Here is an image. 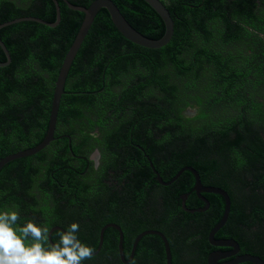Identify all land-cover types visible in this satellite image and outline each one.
I'll return each instance as SVG.
<instances>
[{"label": "trees", "instance_id": "obj_1", "mask_svg": "<svg viewBox=\"0 0 264 264\" xmlns=\"http://www.w3.org/2000/svg\"><path fill=\"white\" fill-rule=\"evenodd\" d=\"M69 1L87 6L92 0ZM113 1L140 33L162 36L164 23L144 0ZM162 1L174 31L166 45L155 49L130 42L105 8L98 11L70 67L68 78L74 79L65 89L72 93L64 96L70 109L63 105L60 117L79 116L81 104L101 100L105 93L119 109L125 102L136 106L130 123L154 127L155 142L148 152L154 153L162 178L170 180L190 165L202 183L225 189L231 200L229 218L215 236L232 237L243 252L264 259V21L256 15L257 9L264 13V0ZM58 2L61 19L55 27L21 21L0 29L11 56V62L0 67V158L36 145L46 133L54 81L83 17ZM24 15L54 21V3L34 0L23 7L15 0H0V22ZM5 59L0 47V61ZM192 106L197 107L193 116L182 113ZM98 113L103 116L105 111ZM123 143L50 142L36 154L6 163L0 169V212L16 210L18 226L32 221L48 230L54 225L67 230L76 222L78 238L94 251L100 228L110 221L119 223L117 206L126 202L123 195L107 194L106 169L89 174L81 156L95 146L112 149ZM143 177L138 176L139 187ZM193 183L194 175L185 170L170 185L154 184L153 212L159 221L167 219L162 228L185 251L181 260L174 256L172 264H207L214 248L207 235L224 210L223 198L215 193L205 194L210 218L182 209L180 195ZM201 204L192 193L185 205ZM138 210L126 216L127 224L120 222L125 244L131 239L128 228L155 222ZM178 214L181 219L176 221ZM177 228L182 233H175ZM61 233H51L54 244ZM150 237L156 235L146 234L140 243ZM117 243L118 231L107 227L99 252L82 264H122ZM155 257L157 264H165L162 248Z\"/></svg>", "mask_w": 264, "mask_h": 264}, {"label": "flooded vegetation", "instance_id": "obj_2", "mask_svg": "<svg viewBox=\"0 0 264 264\" xmlns=\"http://www.w3.org/2000/svg\"><path fill=\"white\" fill-rule=\"evenodd\" d=\"M15 2L18 5H22L23 7H26L34 3V0H15ZM262 11L257 9L256 15L262 21H264V13ZM24 16H33V15H24ZM72 79H74V76L73 78H68L67 75L64 86L65 92L61 97V101L59 105L57 122L54 130V139L51 142H125L122 144V146L120 147L116 146L112 149L100 147V145L95 146L90 152H88L87 156L82 155L81 157L84 158V163H86V168L88 169L87 172L89 174H94L95 172L100 173L106 169L107 175L104 177V181L106 183L107 194H111L113 196L120 194L124 196V202H126V204L123 205L122 203L119 206H117L120 215V218H118V220L120 222L121 221L125 222L126 216L133 214L134 212H137V211H133L135 208L139 209L138 213H141V215L144 216L145 218L149 217L150 219H153L155 221L154 223L143 228L140 226L136 227L135 225L133 227L131 226L130 228H128L129 230L128 233L130 234L131 239L129 240V243L125 244L123 242L122 244L123 256L119 253L118 243H117L118 259L122 264H157L156 263L157 261L154 260V257L157 254H160L162 248L164 254V260H165L163 240L161 239L160 236L156 234H154L156 235L155 238L150 237L143 243H140L141 238L146 234L142 235L136 244L132 257L130 258L132 245L135 237L144 230L155 229L161 231L166 236L170 245L171 261L174 256L176 257V259L181 260L185 252L184 249L181 248L182 243L178 239L174 238L172 233L168 235L165 232V230L162 228L161 223L168 224L167 219L166 220L163 219V221L161 220L159 221L158 220L159 216H157L155 212H153L155 210L154 206L156 200V191L154 184L155 181L158 182L156 179L157 177L156 172H158V174L161 176L160 171L156 169V167L154 166V160H153L154 153H152L153 155L151 156L148 152V150L152 148L153 145L152 142H155L154 137L156 131L154 127L151 125H146L144 123L140 124V122L138 123L137 120L133 124L130 123V115L134 111L135 109L134 107L136 106L129 105L130 104L129 102H125V104L127 105H124L122 103L121 105L124 106L121 109H119L118 106L114 105L115 103L114 101H112V97H110L108 93H105L103 99L101 100H97V99L89 100L86 98V100L89 101H85V103L81 104L80 113H78L79 116H77L78 118L77 117L61 118L59 112H60V108L62 109V107L65 106L64 96L66 94L70 95L72 93V91H68L67 89H65V87L68 86V83H70ZM102 81L106 83L105 77L104 80ZM117 88L118 86H114L113 90H116ZM143 99L148 100L145 98ZM50 105H51V101L49 106ZM96 106H99L100 108H97ZM65 108L70 109V105H66ZM186 109L182 111L183 114H185ZM99 110L100 111L103 110V112L105 111L103 116L102 114L98 113ZM113 111H115L114 114ZM41 124H43V117ZM161 139L162 138H160L157 141L162 142ZM68 145L70 146V144ZM79 156L80 155H77V158H79ZM148 174L151 175L149 176ZM141 175H144L143 177L144 183L142 184V187H139L137 182H138V176ZM90 178L91 175H89V180ZM202 184L205 185L204 183ZM161 185L166 186L163 184ZM205 186H209V185H205ZM192 188L191 190L184 192L188 194L185 200V204L189 199V197L192 196V193H194L196 199L202 202L201 205H198L195 208L204 207L206 205V202L202 198H200L199 194H197L194 190H192ZM205 194L207 193L200 192V195L206 198ZM206 200L208 201L207 198ZM181 208L183 209L182 205ZM195 208H189V209H195ZM209 208H210V203L208 201L207 209L201 211V213H203L207 218L211 217L210 211H208ZM175 219L176 221H178L181 219V216L178 214L177 217L175 216ZM120 222L119 223L113 222V223L118 224L121 228ZM225 224L223 225V227L225 226ZM181 230L182 228L180 229L177 228V231L175 233H180V232L182 233ZM122 233H123V241H124L123 230ZM214 237L216 239L232 238L229 236H219V237L214 236ZM118 238H119V233H118ZM238 244H239V249L237 254L250 253V252H243L239 242ZM213 247L214 248L212 250L229 251L231 249L230 247H219V246H213ZM231 258L232 257H226L225 259H221L220 261L222 262ZM127 259H129V261L125 262L124 260ZM177 264H181V263L178 262Z\"/></svg>", "mask_w": 264, "mask_h": 264}, {"label": "water", "instance_id": "obj_3", "mask_svg": "<svg viewBox=\"0 0 264 264\" xmlns=\"http://www.w3.org/2000/svg\"><path fill=\"white\" fill-rule=\"evenodd\" d=\"M63 1L66 3V5L69 8L81 12L83 14V17L79 25V28L62 59L56 79L54 81V88L52 92L46 133L41 139V141H39V143H37L36 145L25 148V149L18 150L4 157H1L0 158V169L6 163L14 159L27 157V156L38 153L39 151L43 150L46 146H48L50 142L54 139V130H55L56 122H57L59 105H60L61 97L63 93L65 92L64 86H65V82H66L69 69L71 67V64L85 36L88 33V30L90 29L94 21L96 14L101 8H105L107 10L112 23L114 24L116 29L121 33V35L124 36L130 42L135 43L137 45H140L146 48H154V49L160 48L166 45L170 41L173 35V31H174L173 18L168 8L166 7L165 3L162 0H144L149 6H151L155 10V12L160 16V18L162 19L164 23V33L162 34L161 37L156 38V39L146 37L145 35L140 33L138 30H136L129 23V21L126 19V17L123 15V13L120 11L119 7L116 5V3L113 0H92L87 6L74 4L70 2L69 0H63ZM53 3L55 6V20L54 21H46L36 16H20V17H15L10 20L0 22V29L2 27H5L8 25L17 23V22H21V21H35V22H38V23H41V24H44L50 27H55L60 22L61 10H60L58 0H53ZM0 47L3 50L5 57H6L4 61H0V67H3V66L8 65L11 62V56H10L9 50L7 49L5 43L1 40V38H0ZM185 170L191 171L192 174L194 175L195 182H194L192 190H194L197 194H199L200 198H202L206 202V205L204 207H198L195 209L186 208L185 200L188 194L183 193L180 195V199H181V205L184 210L193 213V212H201L207 209L208 201L206 200L205 197L200 195V192L219 194L224 199V210H223L222 216L217 221V223H215L214 226L209 230L207 238H208L209 243L213 246L230 247L231 249L229 251H222V250L210 251L206 257L207 264H239L242 262H251L252 264H264V259L258 255H255L252 253L237 254L238 249H239V244L235 239L233 238L216 239L214 237L215 233L221 227H223V225L226 223L229 212H230V205H231L230 196L225 189L218 187V186L203 185L198 172L196 171L195 168H193L190 165L181 167L176 172V174L168 181H164L161 178V176L158 174V172L155 171L157 174L156 179L159 183L163 185H169L173 183ZM107 227H113L118 231L119 233L118 250H119V253L123 256V251H122L123 233H122L120 226L113 222L106 223L100 228L99 234H98V246L93 251V255L99 252L102 246V243H103L104 230ZM54 230H60L62 232L66 231L63 227L59 225L52 226L49 229V233H48V241L50 244H54L53 241L51 240V233ZM144 234H156L161 237L164 243L165 264H172L169 242L166 236L161 231H158L155 229L144 230L135 237L133 245H132V251H131L130 258L132 257L134 253V249L136 247L137 242L139 241L141 236ZM226 257H232V258L222 261V262L220 261L221 259H225ZM124 261L128 262L129 259L124 260Z\"/></svg>", "mask_w": 264, "mask_h": 264}, {"label": "clouds", "instance_id": "obj_4", "mask_svg": "<svg viewBox=\"0 0 264 264\" xmlns=\"http://www.w3.org/2000/svg\"><path fill=\"white\" fill-rule=\"evenodd\" d=\"M16 210L0 212V264H82L93 249L77 236L79 224L71 223L56 244L48 242L49 230L32 221L18 226Z\"/></svg>", "mask_w": 264, "mask_h": 264}, {"label": "rangeland", "instance_id": "obj_5", "mask_svg": "<svg viewBox=\"0 0 264 264\" xmlns=\"http://www.w3.org/2000/svg\"><path fill=\"white\" fill-rule=\"evenodd\" d=\"M263 38H264V35H262ZM197 112V107L195 106H192V107H188L185 111V114L187 116H193L195 113Z\"/></svg>", "mask_w": 264, "mask_h": 264}]
</instances>
